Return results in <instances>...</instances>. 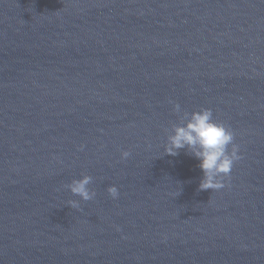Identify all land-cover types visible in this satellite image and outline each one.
<instances>
[{"label":"water","instance_id":"water-1","mask_svg":"<svg viewBox=\"0 0 264 264\" xmlns=\"http://www.w3.org/2000/svg\"><path fill=\"white\" fill-rule=\"evenodd\" d=\"M170 101L234 133L224 187ZM0 264H264V0H0Z\"/></svg>","mask_w":264,"mask_h":264},{"label":"clouds","instance_id":"clouds-1","mask_svg":"<svg viewBox=\"0 0 264 264\" xmlns=\"http://www.w3.org/2000/svg\"><path fill=\"white\" fill-rule=\"evenodd\" d=\"M171 103L174 111L179 114L180 122L171 127L166 137L164 153L175 156L178 150L185 149L187 154L197 158L198 166L203 173L199 183L201 190L224 187L223 179L229 177L234 162L241 158L238 146L234 143V133L223 123L215 121L210 109L201 108L186 112L181 110L178 103ZM121 156L122 159H126L130 152L123 151ZM92 180L91 176L83 175L73 179L65 187L81 200L89 201L96 195L95 191L89 188ZM107 190L112 198L119 196L115 186H109ZM69 205L78 208L79 201L73 200Z\"/></svg>","mask_w":264,"mask_h":264}]
</instances>
